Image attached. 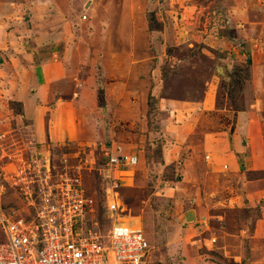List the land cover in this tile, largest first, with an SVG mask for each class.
<instances>
[{
	"label": "rangeland",
	"instance_id": "374dc122",
	"mask_svg": "<svg viewBox=\"0 0 264 264\" xmlns=\"http://www.w3.org/2000/svg\"><path fill=\"white\" fill-rule=\"evenodd\" d=\"M9 1L0 0V204L14 216L32 215L25 199L26 187L37 185L32 176L40 174L43 185L77 178L93 199L88 222L98 220L107 229L104 184L96 169L106 154L136 153L137 163L112 178L119 180L114 191L124 207L120 219L148 239V264H250L257 257L264 264V170L243 174L244 181H256L258 192L246 207H237L239 190L226 177V165L198 181L201 175L185 169L182 156L172 162V152L162 157L164 149L184 147L186 158L207 159L210 150L194 148L200 136L230 139L246 126L240 117L236 127V111L247 107L252 114L245 136L264 139V0ZM56 29L61 40L50 44ZM9 40L28 51L36 45L34 58L45 68L72 61V73L88 87L76 99L63 96L75 109L38 117L41 127L31 129L43 136L25 134L22 108L10 100L20 69L18 57L6 54ZM169 99H175L171 108ZM181 104L192 109L177 116L173 109ZM11 109L12 120L6 119ZM182 136H190V143ZM249 158L259 164L255 152ZM10 171L18 185L5 183L2 174ZM201 184L204 193L197 189ZM215 212L224 215L221 221L212 219Z\"/></svg>",
	"mask_w": 264,
	"mask_h": 264
},
{
	"label": "built area",
	"instance_id": "2783aa9c",
	"mask_svg": "<svg viewBox=\"0 0 264 264\" xmlns=\"http://www.w3.org/2000/svg\"><path fill=\"white\" fill-rule=\"evenodd\" d=\"M86 18L83 13L80 20ZM138 158L136 153L112 152L99 162L96 171L104 184L107 229L98 220L88 222L86 215L93 199L85 195L79 179L62 177L52 185H43L40 174L32 176L30 182L37 181V185L26 187L25 198L30 200L32 215L14 216L0 204V230L4 236L0 241V264H148V239L140 227L120 219L124 207L116 201L114 191L119 180L112 178L116 171L137 163ZM11 173L2 174L5 183L18 185V177L9 178ZM209 240L215 241L213 237Z\"/></svg>",
	"mask_w": 264,
	"mask_h": 264
},
{
	"label": "crops",
	"instance_id": "0c3cea01",
	"mask_svg": "<svg viewBox=\"0 0 264 264\" xmlns=\"http://www.w3.org/2000/svg\"><path fill=\"white\" fill-rule=\"evenodd\" d=\"M9 2H11V0ZM51 6H52V8H55V6H57V5H56V3H53L50 5V7ZM110 12H112V11H110ZM55 14H56V11H55ZM96 30L101 32V30H98V29H96ZM60 36L61 35L58 32V29H56L53 36L50 34L49 43L50 44L54 43V45H57L58 41L60 42V40H61ZM53 39H54V42H53ZM65 39H66V37H65ZM62 40H63V38H62ZM15 41L16 42L9 40V43H11V44H9V46H4V47H7L6 49H9L8 51H6V54L9 55V59L13 55L18 57L17 58L18 60L17 59L14 60V64H15V66H17L20 69V71H17L20 82H19V84L15 85V87H17V89H15L13 87L10 100L16 102L22 108L21 114H22L23 118L25 119L23 121L25 124L24 127H26V129H27V130L23 129L25 134H28V135L33 136V137L43 136L35 128L31 129V127H33L37 124H40V125H38L37 128L41 127L42 121L38 117H43V113H45V111L51 112V117H52V115H54L58 111L64 110L66 112L67 109H69V110L71 108L75 109L72 106L71 107L68 106L69 101H66V99L63 96H68V95L72 96L73 95V97H71V98L76 99V97H78V95L81 96L82 92L84 90H87L88 87L85 86L84 81H82L81 79L76 77L74 75V73H72V69H73L74 65L72 67L69 66L73 63L72 61L69 62L70 64H67L66 63L67 60L65 59L63 64L66 63L67 66H65L64 68H62L63 67L62 64H61V66H55V64H53L54 66H51V67L48 66V68H45L43 65L38 63L37 60H35V58H34V57H36V53H38L37 49H36V45H34L32 43L33 45H30V46L34 50L28 51V50H26V47H29V46H24L23 43L22 44L19 43L18 40H15ZM15 49L19 50V51L22 50V52L24 51L25 53L24 54L20 53V55H18L16 53L14 54L12 52ZM80 51L81 50L77 51L76 53H80ZM84 54H85V51H84V53H81V56H84ZM0 55H1L0 56L1 58L4 57V54L2 52H0ZM30 55H32V57ZM78 55L79 54H77L76 57ZM226 66L228 69V64H226ZM43 67H44V69H43ZM29 68H31V70H29ZM50 69H51V71H50ZM74 69H73V71H74ZM261 80H264V76H262ZM64 87H66V88H64ZM58 88L61 91H58L57 90ZM62 89H63V91H62ZM73 89H77L79 94H78V92L73 94L72 93ZM169 101H170V104H168V107L171 108L173 106L171 101H175V99H169ZM41 102H43V103L40 104ZM2 107H3V109L6 108L4 105H2ZM194 107L195 106L193 105V108ZM190 109H192V107L190 108L189 106H185V105L181 104V105H178L177 108L173 109V110H175V114L177 113L176 115L178 116V115H181L182 113L184 114L185 111L188 112ZM12 111H14V110L11 109L9 116H6V119L11 118V120H12V116H13ZM251 114H252V110L249 107H247L246 109L236 111V127H238V122L240 121V117H241V121H242L240 123L241 124L243 123L246 126H244V128L242 130L240 128H238L235 131V132L238 131V134L237 133L232 134L230 139H226V140L221 142L217 138L211 139V136H210V138H208L207 135H209V133L207 135L205 134L204 137H203V135L200 136V139L198 141L199 144L196 143L194 148L195 149L201 148L203 150L204 149L210 150L211 152L207 151V155L205 156L206 158L208 157L207 159L202 158V156H201V158L200 157L198 158V161L192 160L191 159L192 156L186 158L187 154L185 153V155H184V152H181V149H184V147H180L179 150H174L171 148H168V150L164 149L162 157L164 155L166 156L167 152H169V153L172 152L171 154L168 155L169 159H171V162L174 160H177V159H181L183 157L184 158L183 160L185 161V163H184L185 167L184 168L186 169L188 167V168H190L189 170H195V172H197V174L201 175L200 178L198 179V181L202 180V178H204L202 176H205L206 174H207V176L208 175L215 176L213 174V172L218 173L220 170H222L223 164L226 165V170H227L226 171L227 172L226 177L230 178L229 180H232V182H233L232 188L239 190V194H237L238 196H236V198H238V200H235V202H237L236 205H237V207L238 206L239 207H241V206L246 207L247 206V203L245 204V202H247L246 199H250L252 194H256L258 192V190L253 189V187H255V185H256L255 184L256 181L254 182V180H247V179H246V181H244L243 174H248V173L251 174L254 172L259 173V172H262L264 170V158L262 157V155L264 154V149L262 150V147H263L262 145H261V148L259 146V143H261L262 141L264 142V139H261L260 136H256L255 138H253L254 136L253 137L247 136L248 135L247 128L249 125L248 118H250ZM17 117L19 118L18 113H17ZM51 117H49L50 121H52ZM244 120L246 123L244 122ZM51 130H52L51 126H49V131H51ZM245 134H247V135L245 136ZM47 137H48V135H47ZM190 138H191L190 136L180 137L181 140L185 139V140H183L184 144L190 143ZM256 140L258 143L256 145V147L250 146L251 144L256 143L255 142ZM219 145H223V146H221V148H220ZM192 152H188V153L190 154ZM254 152L257 156V160L259 161V164L257 166L252 164L253 161H249V159H250L249 157L252 156V153H254ZM180 153L182 155H180ZM213 158L216 161H212ZM247 158H249V159H247ZM242 163L245 166L249 165V169H246V171L245 170L241 171L240 169L242 167L240 165ZM188 168H187V170H188ZM238 179H240V181H241L240 186H236ZM255 180H259V179H255ZM252 183H253V185H251ZM197 186H198L197 189L199 191H202L203 193L205 191H207V188H205L202 184L197 185ZM228 188H229V186H228ZM4 195L5 194L0 193V200H2V199L4 200V198H1V197H4ZM210 195H212V194L210 193L209 196ZM257 195H259V194H257ZM202 198H204V197H202ZM241 199H242V201H241ZM231 200L232 199H230V201ZM212 206L215 207V205H212ZM191 210H193V209H191ZM190 212H191L190 209L189 210L187 209L184 214L186 216H189V215H191ZM211 217H212V219H214V221H221L222 218L224 217V215L221 213L215 212V213L211 214ZM205 218L206 217H204V219ZM263 225H264V223H262V226ZM259 227L257 229V232H259V234H260L261 229H259ZM254 231H255L254 229L251 230L248 228V233L252 234V236L254 235L253 234ZM212 237L213 236H210L208 238H212ZM257 256H258L257 253H255L254 257H257ZM257 260H259L258 257L254 261H252L250 264H257ZM260 263L263 264V261L261 260Z\"/></svg>",
	"mask_w": 264,
	"mask_h": 264
},
{
	"label": "water",
	"instance_id": "95a60500",
	"mask_svg": "<svg viewBox=\"0 0 264 264\" xmlns=\"http://www.w3.org/2000/svg\"><path fill=\"white\" fill-rule=\"evenodd\" d=\"M89 4H87L86 6H88Z\"/></svg>",
	"mask_w": 264,
	"mask_h": 264
}]
</instances>
